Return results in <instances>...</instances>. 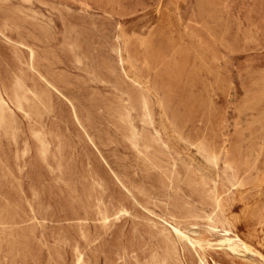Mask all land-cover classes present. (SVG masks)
I'll return each mask as SVG.
<instances>
[{"label": "rangeland", "instance_id": "374dc122", "mask_svg": "<svg viewBox=\"0 0 264 264\" xmlns=\"http://www.w3.org/2000/svg\"><path fill=\"white\" fill-rule=\"evenodd\" d=\"M0 98V264H262L264 0H0Z\"/></svg>", "mask_w": 264, "mask_h": 264}, {"label": "bare ground", "instance_id": "6f19581e", "mask_svg": "<svg viewBox=\"0 0 264 264\" xmlns=\"http://www.w3.org/2000/svg\"><path fill=\"white\" fill-rule=\"evenodd\" d=\"M31 55V52H30ZM31 58V57H30ZM120 63V62H118ZM32 59H29V67L33 66L32 65ZM120 65V64H119ZM121 69V68H120ZM39 78V77H38ZM126 79V78H125ZM44 82V81H43ZM33 94V93H32ZM34 95V94H33ZM59 95V94H58ZM16 97L20 100L25 99V91H18L16 93ZM3 99L0 98V121L3 120V113H4V107H3ZM74 115V114H73ZM132 129V128H131ZM157 135V134H156ZM159 135V134H158ZM132 139L135 142V144L137 145V141L138 139L140 140V138L137 139V132H133L132 134ZM158 137V136H157ZM156 137V138H157ZM158 139V138H157ZM130 140V139H129ZM131 141V142H133ZM133 142V143H134ZM225 144V143H224ZM223 146V145H222ZM137 153V152H136ZM213 156V155H212ZM214 162V161H213ZM231 189V188H230ZM229 189V190H230ZM227 194V193H226ZM217 205V204H215ZM217 209V208H216ZM214 213V212H213ZM123 214V213H122ZM118 217V216H117ZM114 218V217H113ZM116 218V217H115ZM104 223L108 222V217L103 216L102 217ZM101 220V219H100ZM100 222V221H99ZM210 222V220H209ZM105 225V224H104ZM103 225V226H104ZM105 228V227H104ZM195 228V227H194ZM172 232H174L173 235L176 236V239H180L185 241L186 240V236L184 235V233L175 225L172 226ZM205 232H207L209 235H216L217 239H216V243L223 247V249H225V251H227L228 253L231 254H236L238 251H243L245 253H248L250 255H253L256 260L258 261V263H262L264 264V254L259 251L256 247H254L251 243H249L248 241L244 240L243 238H241L239 235H237L236 233L232 232L231 230L225 229V228H217L215 226H208L205 227ZM194 235V234H193ZM192 240V239H190ZM197 240V239H196ZM190 243V242H189ZM198 245L201 246V244L198 242ZM77 261L80 264L82 262V257L81 255H77ZM77 264V263H76Z\"/></svg>", "mask_w": 264, "mask_h": 264}]
</instances>
